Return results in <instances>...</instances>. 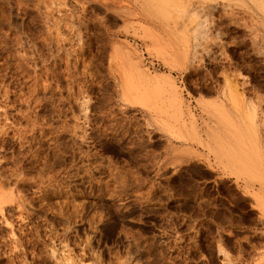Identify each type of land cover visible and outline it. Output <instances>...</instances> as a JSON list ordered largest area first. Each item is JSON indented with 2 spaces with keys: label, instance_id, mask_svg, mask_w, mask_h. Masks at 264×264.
Returning <instances> with one entry per match:
<instances>
[{
  "label": "rangeland",
  "instance_id": "rangeland-1",
  "mask_svg": "<svg viewBox=\"0 0 264 264\" xmlns=\"http://www.w3.org/2000/svg\"><path fill=\"white\" fill-rule=\"evenodd\" d=\"M0 264H264V0H0Z\"/></svg>",
  "mask_w": 264,
  "mask_h": 264
},
{
  "label": "bare ground",
  "instance_id": "bare-ground-1",
  "mask_svg": "<svg viewBox=\"0 0 264 264\" xmlns=\"http://www.w3.org/2000/svg\"><path fill=\"white\" fill-rule=\"evenodd\" d=\"M143 100L141 99V102H142ZM140 103V102H139ZM145 104H146V100H145ZM142 105H143V102H142ZM147 105V104H146ZM144 106V105H143Z\"/></svg>",
  "mask_w": 264,
  "mask_h": 264
}]
</instances>
